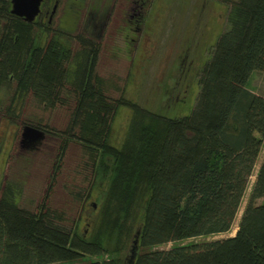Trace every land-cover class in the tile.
Segmentation results:
<instances>
[{
    "label": "trees",
    "instance_id": "16d2710c",
    "mask_svg": "<svg viewBox=\"0 0 264 264\" xmlns=\"http://www.w3.org/2000/svg\"><path fill=\"white\" fill-rule=\"evenodd\" d=\"M226 23L197 68L189 112L169 116L105 96L95 39L25 22L0 0V89L14 83L12 101L31 93L52 107L69 86L70 120L53 132L66 139L58 161L67 139H76L91 164L86 198L98 204L89 230L67 229L44 204L35 213L19 207L6 182L0 264H264V203L256 204L264 198V157L234 236L204 240L231 230L264 141V97L248 87L255 71L264 75V0L232 2ZM74 41L80 52L70 62ZM120 107L131 113L116 147L109 133ZM193 238L203 240L179 244Z\"/></svg>",
    "mask_w": 264,
    "mask_h": 264
},
{
    "label": "rangeland",
    "instance_id": "374dc122",
    "mask_svg": "<svg viewBox=\"0 0 264 264\" xmlns=\"http://www.w3.org/2000/svg\"><path fill=\"white\" fill-rule=\"evenodd\" d=\"M114 1L60 0L51 32L57 28L72 36L88 38L85 25L90 7L94 2L111 6ZM131 1L116 0L119 7L115 9L122 14ZM234 1L144 0L143 21L137 32L129 28L132 25L125 24L123 15H116L103 30L102 37L93 38L100 43L95 74L101 80L105 96L109 100L121 96L155 113L187 114L198 92L197 68L208 60L218 37L226 29V16ZM71 51L70 62L80 52L76 41L72 42ZM248 87L264 97V75L255 71ZM14 88L12 83L0 89V192L8 182L18 192L19 207L35 213L44 204L58 215L63 227L79 225L80 231L89 230L98 204L97 197L86 198L91 181L88 154L76 139L69 138L58 161L61 139L65 138L53 134L65 131L70 120L74 99L69 86L61 91L52 107L38 102L31 93L22 101H12ZM130 113L125 107L117 110L109 133L111 145L120 147ZM26 125H45L52 134L23 145L21 132ZM263 157L264 141L231 230L204 240L234 236ZM55 165L58 171L53 173ZM260 203H264V198L256 200V204ZM201 240L193 238L179 244ZM171 246L172 243H167L160 249Z\"/></svg>",
    "mask_w": 264,
    "mask_h": 264
},
{
    "label": "flooded vegetation",
    "instance_id": "af4514ba",
    "mask_svg": "<svg viewBox=\"0 0 264 264\" xmlns=\"http://www.w3.org/2000/svg\"><path fill=\"white\" fill-rule=\"evenodd\" d=\"M115 2L116 0L111 6L110 4H108L107 6L105 3L104 5L103 4L100 5L99 3L94 2V4L90 7L89 11L87 12L86 25H85L89 37L91 38L102 37L103 30L108 26L109 21L112 18H114L113 19L114 21L115 16L121 14V12L115 9V7H119L116 6ZM59 3L60 0H43L40 5L39 14L35 17L33 23H38L39 25L46 24L48 27H50L52 20L54 19L55 14L57 12V6ZM143 3L144 0H132L129 6L125 8V11L121 14L123 15L122 18L125 21V24L132 25V27L129 28L136 32L140 30V26L143 21V15H142ZM55 4H56L55 12L51 16V12Z\"/></svg>",
    "mask_w": 264,
    "mask_h": 264
},
{
    "label": "water",
    "instance_id": "95a60500",
    "mask_svg": "<svg viewBox=\"0 0 264 264\" xmlns=\"http://www.w3.org/2000/svg\"><path fill=\"white\" fill-rule=\"evenodd\" d=\"M43 0H10V14L22 19L25 22H33L39 14L40 5ZM56 4L54 5L51 16L54 14ZM45 133L30 125L23 127L21 132V143L28 144L44 137ZM135 248L131 251L134 254Z\"/></svg>",
    "mask_w": 264,
    "mask_h": 264
}]
</instances>
